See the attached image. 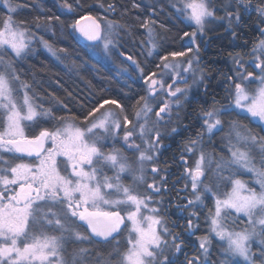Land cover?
<instances>
[{
  "label": "snow or ice",
  "instance_id": "obj_1",
  "mask_svg": "<svg viewBox=\"0 0 264 264\" xmlns=\"http://www.w3.org/2000/svg\"><path fill=\"white\" fill-rule=\"evenodd\" d=\"M171 2L177 12L194 25V31L184 33L193 43L197 33L203 34L213 20H227L229 27L239 25L241 10H255L260 23L264 24V2L253 9L251 0H224L221 6L224 16H216L212 0ZM76 3L79 5V0ZM0 6L6 10L5 15L0 16V264H92V250L84 246L85 242L112 245L106 254H96V264H177L175 254L182 252L183 241L177 243L179 235L166 226L159 215L160 209L150 207L152 197L141 195L136 189L146 182V165L153 161L150 153L155 152L161 136L155 126H149L153 112L149 101L158 90H164V74H171L167 95L175 98L174 103L179 107L189 87L176 85L184 80L183 73L191 72L196 76L192 59L182 67L184 62H176V58L186 53L172 52V63L168 62V56H163V63L157 65L165 70L159 79L154 78L156 73L144 77L147 95L137 101L136 124L129 128L132 121L127 115L123 116L124 133L120 139L128 150L138 153L131 159L115 143L122 127L119 116L107 109L100 112L105 105H114L123 113L119 101L102 99L80 124L76 117L56 118L51 109L33 102L31 85L21 79L16 64L30 54L36 34L31 31L29 22L15 19L22 7L20 4L0 0ZM64 7L66 14L74 10L72 4L65 3ZM105 11H115V6L109 4ZM88 19L90 24L81 25L77 20L71 27L91 42L89 47L93 51L109 55L117 46L114 36L125 26L101 17L102 28L96 18ZM152 23L155 22L145 21L142 25L151 44L148 55L157 47L153 42ZM36 27L42 25L37 22ZM258 31L264 37V28ZM39 39L52 56L61 59L58 51L64 52V49L57 51L43 37ZM250 56V65L259 70L258 74L253 71L245 74L237 69L239 82L234 83V91L230 93V105L202 112L203 127L209 134L214 129H222L221 116L231 112L264 121V38L254 43ZM127 59L132 60L143 75L140 65L131 56ZM235 63L244 68L242 58L236 57ZM253 83L255 87L250 88L248 85ZM97 112L99 116L95 115ZM162 113H171L167 101L155 113L156 124L162 119ZM40 118L58 119V124L51 129L43 128L37 135H27L26 127L38 124ZM134 137L141 143H136ZM109 140L113 141L110 148L106 143ZM226 147L229 159L213 160L203 150L202 134L198 133V139L186 146L189 153L199 150L194 168H186L193 197L188 205L206 207L207 198L212 200V207L205 215L207 232L198 238L200 253L190 259L186 256L185 264H213L210 260L213 237L223 242L220 252L224 258L220 264H232L237 258L242 264H264V136L254 134L238 120H231ZM254 151L259 153L258 164ZM24 157L32 159L25 162ZM213 163L215 168H212ZM209 169L214 185L203 179ZM151 171L157 169L152 167ZM244 172L253 175V183L258 188L240 178ZM125 174L132 177V184L123 182ZM147 187L153 189L154 185ZM191 215L197 214L192 212ZM242 218H246V224ZM79 222L86 224L90 232L80 231ZM240 224L245 226L240 227ZM188 227H193L191 219ZM122 233L125 234L124 247L118 239ZM166 237H170L171 242ZM253 243L258 246L257 252L252 250Z\"/></svg>",
  "mask_w": 264,
  "mask_h": 264
},
{
  "label": "trees",
  "instance_id": "obj_2",
  "mask_svg": "<svg viewBox=\"0 0 264 264\" xmlns=\"http://www.w3.org/2000/svg\"><path fill=\"white\" fill-rule=\"evenodd\" d=\"M14 2L22 6L16 13L17 21L29 22L31 31L36 34L37 38L43 37L57 51L65 50L64 52L58 51L62 56L61 62L65 64L63 67L62 63L48 59L45 54L41 53L40 48H37L36 54H29L16 64L21 79L37 91L39 90L40 94L42 90L53 96L54 100L60 101L66 108V113L71 117H76L78 124L84 121L88 112L102 99L117 100L128 108L135 102L133 98L140 95L142 84L131 79V83L122 87L120 78L111 67L93 61L87 54L86 48L77 41L71 27L77 20L86 15L97 16L98 10L102 8L101 4L104 5L103 9L113 4L115 11H107L106 16L111 21L125 26L120 29L122 33L120 41L126 48V51L123 47L122 50L142 66L144 74H151L158 64L157 60L160 61L161 57L168 56L172 52H186L187 50L184 33H189L190 28L183 20L175 16L171 10H155L154 7H147L142 0H79V5L76 0H14ZM65 3L73 5L74 10L70 14H66ZM3 15H5V9L0 7V16ZM37 18H39L38 21ZM250 20L249 16L247 21ZM145 21L155 22L150 26L154 29L158 52L152 58H147L144 53L140 52L141 48L143 49L145 28L142 25ZM37 22L42 27L37 28ZM220 43L222 45L215 46L216 49H226L225 42ZM126 94L128 98L125 97ZM54 116L58 118V114ZM34 126L38 128V125ZM258 126L253 127L254 134L264 136V132ZM87 247L92 250L91 256L97 250L102 253L106 250L104 246L99 249L94 246Z\"/></svg>",
  "mask_w": 264,
  "mask_h": 264
},
{
  "label": "flooded vegetation",
  "instance_id": "obj_3",
  "mask_svg": "<svg viewBox=\"0 0 264 264\" xmlns=\"http://www.w3.org/2000/svg\"><path fill=\"white\" fill-rule=\"evenodd\" d=\"M258 1L260 0H251V3L256 4ZM250 17L251 20L249 22L247 21L248 19H244V22L241 21L240 32L237 34L238 37L234 39V42L237 43L236 45L230 44L232 40L227 35H222L210 38L208 44H206L204 48H201L200 67L205 73V80L197 91L191 93L192 96H188L183 111L179 116L178 113L168 114L169 119H172V121L170 126L167 124L165 125L166 127L168 126V132L166 134H161L160 141L157 144L159 153L156 157V164L152 166L155 167L157 171L152 172V167L150 168L149 178L151 181L149 184H153L154 188H148L149 190H146V192L140 193L141 195H149L152 197L151 204L154 202L155 207L160 209L159 214L167 227L173 233L179 235L180 239L177 243L183 241L182 252L175 254L177 264H185L186 256L190 259L193 256L199 255L200 249L197 239L201 237L204 232L202 231V227L205 225L203 216L206 215L208 210L206 208L209 204V199H205L204 203L206 207L198 204L188 205V200L193 197L191 181L186 172V168H194L196 160L194 155L187 154L188 151H186V146L189 145L190 141L198 139V133L202 134V139L205 141L204 131L206 130L203 127L202 112L212 107H227L231 103L229 94L234 88V83L237 82L233 71H231L230 62L232 61V57L247 54L248 52L244 51L249 50L260 38L258 28H264V25L260 23L258 17L254 15ZM246 18H248V16ZM221 41L225 42L224 45L226 49H216V47L221 44ZM236 67V70L239 69V66ZM242 70L245 74L247 71H257L248 64H244ZM148 75L150 74H145V76ZM127 83H131V79ZM121 85L122 87L127 86L125 83H121ZM128 88L129 87H127V89ZM127 92L128 91H126V93ZM141 94L142 91L140 92V95ZM125 97L128 98V94H126ZM165 114L166 113H162L161 115L164 116ZM67 115L71 117L69 114ZM221 119L224 123H226L225 121L238 120L242 124L247 125L252 131L255 125H259L248 120L244 115H237L236 112L223 114ZM159 126L162 128H158ZM158 127L157 128L161 130L160 132L162 133L163 123H160ZM224 127L223 125L222 128ZM172 129H176V131H172ZM259 129L261 130L260 127ZM220 132L221 130H214L211 134V139L214 142L211 140L206 142L215 153L216 150L220 151V146L218 144L219 138L217 137L220 135ZM154 137L155 135H153V139ZM26 158L28 159V157H24L23 159ZM155 189H159V191ZM192 212H196L197 215L192 216ZM189 219H191L193 223L191 229L188 227ZM79 223L82 225L81 228L83 232L86 234L90 232L86 224L83 222ZM110 245L111 244L103 242H94L91 244L85 242L84 244L85 247L94 246L98 249L101 246L108 248Z\"/></svg>",
  "mask_w": 264,
  "mask_h": 264
},
{
  "label": "rangeland",
  "instance_id": "obj_4",
  "mask_svg": "<svg viewBox=\"0 0 264 264\" xmlns=\"http://www.w3.org/2000/svg\"><path fill=\"white\" fill-rule=\"evenodd\" d=\"M142 1H143V3H145L147 5V7H154L155 10L156 9L171 10L175 16L180 17L183 20V22L190 28V32L189 33L194 31V25H190V22L186 21L184 19V17L180 13L177 12L176 8H174L172 6L171 0H142ZM262 2H264V0H260L256 4L251 3L252 6H253V9L258 4H260ZM223 3H224V0H212V5H213V7L215 9L216 16H224L225 15V12L223 11V8L221 7L223 5ZM0 7H2V6H0ZM230 10L235 11V9H230ZM106 12L107 11H105V9L101 8V9L98 10V15L97 16H95V15H86V16L80 18L79 22H80L81 25L90 24V20L88 18L92 17V18H96L97 22H101V26L103 28L104 25H103V22L100 20V18L103 17V18H106V20H110V18L108 16H106L107 15ZM251 15H254V16L258 17V13L255 10H251V9L248 10V11L241 10V16H242V20L241 21L244 22V19H248L246 17L247 16L249 17ZM240 28H241V24H239V25L233 24L232 27H229L227 20H223V21H221V20H213V22L206 27L205 32L203 34L197 33V36L195 38V43L192 42V40L190 39L189 36H185L184 37V43H185V45H187V50L185 52L186 55L184 57H177L176 58V62H184L182 64V67H186L187 66L186 61L189 60V59H192L193 68L196 71V76L193 77L191 72L183 73L184 80H181L180 83L177 84L176 86H179V87H182V88L187 86V87H189V91L187 92L186 97H182L181 98V105L179 107H177L176 104L174 103L175 98L170 97V96L167 95V85L172 83V79L170 78L171 74H164V76H163L164 84H165L164 90H158L157 95L153 99H151L149 101L150 105L153 107V112L149 116V126L150 127L155 126L156 130H158L160 132L161 130H159L158 128H162V127L161 126L158 127V125L160 123H163V130H162V133L161 132L160 133L161 134H166L168 132L167 131V127L168 126L166 127L165 125L167 124V125L170 126L172 119H169V116L166 113L164 116H162V119L159 120V123L156 124L157 117H156L155 113L157 112V110L159 111V108L163 106V102L167 101L170 104V106H171V113H176V114L178 113V116H179V114L183 111L184 104H185V101L188 98V96H190V95L192 96L191 93L193 91L194 92L197 91L202 86V84H203V82L205 80V73L202 70V68L200 67V60H201L200 50H201V48H204L206 46V44H208L210 38H213L215 36H222V35H227L232 40L230 42V44L236 45L237 43L234 42L235 41L234 39H235V37H238L237 34L240 32V30H239ZM120 29L121 28L118 29V34L115 35L114 38H113L114 43H116L117 46L111 50L109 55H105L102 51H93L92 48L89 47L91 42H88V41L84 40L79 35V33L75 32V31H74V34H75V37H76L77 41L83 47L86 48V52L89 55V57L93 61L99 63L100 65L111 67L113 69V72L117 75V77L120 78V80H121L120 82L121 83H125V85H126L127 82L130 81V79H132V80L134 79L137 82H141V84H142V88H141L142 94L136 96L135 98H133V101H135V102L130 104L128 108H124V105H122L123 109H124L123 113H121V110L119 108H116L114 105H105V108L100 110V112H103V111H105V109H107L109 111L115 112L119 116V118H120V120L122 122V127L119 130V138L115 141L116 146L122 148L124 150L125 154L128 155L131 159H135V157L138 156V153H133L132 151L128 150L126 148V146L123 144L122 139H120V138H122L123 133H124L123 116L127 114L129 120L132 121V124L128 125L129 128H132L133 125L136 124V121H135V118H134V113L138 109L137 101L139 100V98L141 96H146L147 95V87H148V85L145 83L144 77H148L149 75L145 76L144 73L142 75L140 70L136 68V65L132 63V60H128L127 59L128 55L123 51V50L126 51V48H125V46H123V44L120 41V37L122 36V33L120 32ZM233 31H235V35H233ZM143 33H144V39H143V43H142L143 44V49L141 48L140 52L144 53V55H146L147 58H152L158 52V46L153 51L152 55H148V51L151 48V44H149L147 42V31H146V29L143 30ZM154 37H155V34H154ZM262 38H264V37H261V34H260V38L259 39H262ZM153 42L157 45L156 38L154 39ZM252 47L249 50H245L244 51V52L247 51L248 52L247 54H245V55H237L236 57L242 58V60L245 62V64L250 65V61H251L250 52H251ZM37 48H40L41 53L45 54V56L48 59H51V60H53L55 62H58V63H62V66L65 67V64L63 62H61V60H57L54 56H52L51 53H49L48 50L44 47V45L40 42V39L36 37L34 39L32 45H31L30 54L31 55L36 54V52L38 50ZM129 49L130 48L128 46V50ZM189 49H192V51L189 52L188 51ZM197 49H198V51H197ZM121 53H123V55H121ZM58 54L62 58L61 54L60 53H58ZM236 57H232V61L230 62L231 69H232L231 71H233V74H234L235 77H236V72H237V70H236L237 67L236 66H239L238 64L235 63V58ZM8 58H11V57H8ZM133 60H135V59L133 58ZM168 62L169 63L173 62V58L170 55H168ZM157 63H158L157 65H161L163 63L161 58H160V61L157 60ZM140 68L142 69L141 65H140ZM238 68H239V71L243 72L242 68H240V67H238ZM153 69H154V71L152 73H156L157 74L156 77H154L156 79H159L160 78V74L165 71L162 67H157V66H155ZM256 70L257 71L254 72V73L258 74L259 70L258 69H256ZM201 75H203V79L202 80L200 79ZM185 80L187 82L186 84L184 82ZM237 82H239V81H237ZM248 86L250 88L251 87H255V83H253L251 85H248ZM38 91L36 89H34L33 87H31L30 94L34 97V101L33 102L35 104H38V105L42 104L44 109H51L53 115L54 114H58V118L59 117L70 118L66 114V108L60 103V101L54 100V97L50 96V94H48L47 92H44V91L41 90V93L43 94L42 95V94L39 93L40 91L39 92ZM233 91H234V88L230 91V93L233 92ZM229 97L231 99L230 94H229ZM100 112H97L95 115L99 116ZM241 115H244L246 117V115L244 113H241ZM247 119L252 121V122H255V123L259 124V127L261 128V130L264 131V121H259L258 118L257 119H252L251 117H247ZM230 121H225L226 123L223 124L225 127L220 129L221 132H220L219 136H221V137L217 136L219 138L218 144L220 146V151L216 150V153L212 150V148H210L209 145L206 144V142L208 140L212 141V139H211V134L212 133L209 134L207 131H204V136H205L204 139H205V141H203V150H204L206 156L207 155H211L213 160H218L220 158L229 159V157H230V153L228 151V148L226 147V145L228 143V132H229V122ZM141 122H143V121H141ZM55 123L57 125L58 124V120L40 118V121H39L38 124H33L31 126L26 127L25 131H26L27 135L34 136V135H37L39 133V131L42 130L43 128H49V129L53 128L54 126H56ZM34 125H38V128L36 126H34ZM31 129H33V130H31ZM214 130H213V132H214ZM137 131H138V127H137ZM153 135H155V132L152 133V138H153ZM134 138H135L136 143H141V141L139 140L138 137H134ZM160 138H161V136H160ZM159 141H160V139H159ZM212 142H214V141H212ZM106 143H107L108 148H110L112 146V144H113V141L109 140ZM141 146L143 147V145H141ZM157 149H158V145L156 146L155 152L154 153H150V154H153L154 159H153L152 162H148L147 165H146V172H145V181L146 182L140 184L139 187L136 189L139 193L146 192V190H149L147 185L151 181V179L149 178V176H150V168L153 165L156 164V157H157V154L159 153ZM187 154L188 155H194L195 160H196L198 158V156H199V150H197L195 152H192V153L187 152ZM254 155L256 156V161L255 162L258 164L259 163V153H258V151H254ZM30 159L31 158H28V159L26 158V159H23V160L25 162H27ZM17 162H19V161H17ZM212 168H215V163H213ZM108 173H109V175H112L111 171H109ZM225 174H227V173H225ZM240 178L248 181L250 184H252L253 186L258 188V185H255L253 183V179L254 178H253V175L251 173L244 172L241 175ZM122 179H123V182L125 184H132V177L130 175L125 174L122 177ZM203 179H204L205 183H212L214 185L215 182H214V179H213V176H212V170L211 169H209L206 172L205 177ZM152 204L150 203V207H155L154 202H152ZM211 207H212V200L209 199V204H208L206 209L211 208ZM121 214L123 215V212ZM203 217H204V220H205V215ZM242 219L244 220V222L246 224V218H242ZM125 224H130V222L125 221ZM245 224H240L239 226L240 227H244ZM122 227L124 228V226H122ZM79 230L82 231V228L80 227ZM202 231H204V232L202 233L201 236L205 235L206 232H207V224H206V222H205V225L202 227ZM124 235L125 234L122 233V234H120L118 236V239L120 240L121 247L125 246ZM166 238L169 239V241L171 242V238L170 237H166ZM197 243L199 244V239H197ZM222 246H223V242L219 241L215 237L212 238V247L210 249V260L213 262V264H220V260L224 258L222 256L221 252H220V248ZM111 247H112V245H110V247L106 248V250L104 251L105 253H102L101 251L97 250L96 253L93 256H91L92 257V264H96V259H97L96 254L97 253L106 254L110 250ZM252 250H253V252H257L258 251V246L255 243H253V245H252ZM232 264H242V262H241L240 258H237L236 260L232 261Z\"/></svg>",
  "mask_w": 264,
  "mask_h": 264
}]
</instances>
